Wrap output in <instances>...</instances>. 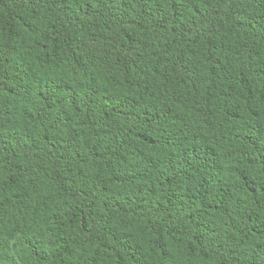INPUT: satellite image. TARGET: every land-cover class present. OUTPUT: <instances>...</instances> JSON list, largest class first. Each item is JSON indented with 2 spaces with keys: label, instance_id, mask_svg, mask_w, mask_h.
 Masks as SVG:
<instances>
[{
  "label": "trees",
  "instance_id": "16d2710c",
  "mask_svg": "<svg viewBox=\"0 0 264 264\" xmlns=\"http://www.w3.org/2000/svg\"><path fill=\"white\" fill-rule=\"evenodd\" d=\"M0 264H264V0H0Z\"/></svg>",
  "mask_w": 264,
  "mask_h": 264
}]
</instances>
